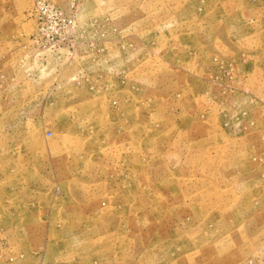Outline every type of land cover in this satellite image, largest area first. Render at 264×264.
Segmentation results:
<instances>
[{"label":"rangeland","instance_id":"1","mask_svg":"<svg viewBox=\"0 0 264 264\" xmlns=\"http://www.w3.org/2000/svg\"><path fill=\"white\" fill-rule=\"evenodd\" d=\"M4 53L0 264H264V0H0Z\"/></svg>","mask_w":264,"mask_h":264},{"label":"crops","instance_id":"2","mask_svg":"<svg viewBox=\"0 0 264 264\" xmlns=\"http://www.w3.org/2000/svg\"><path fill=\"white\" fill-rule=\"evenodd\" d=\"M25 40H28V43H23V49L28 48L31 42L30 38H25ZM6 54L7 53L0 54V78L16 77L18 74H20L19 71H16V69H14L16 66H18V58L16 56L12 57Z\"/></svg>","mask_w":264,"mask_h":264},{"label":"built area","instance_id":"3","mask_svg":"<svg viewBox=\"0 0 264 264\" xmlns=\"http://www.w3.org/2000/svg\"><path fill=\"white\" fill-rule=\"evenodd\" d=\"M38 31H42V34H36L35 36L32 37V41L35 43V44H39V41H42V37L45 36L44 32H45V27H39L37 28Z\"/></svg>","mask_w":264,"mask_h":264}]
</instances>
